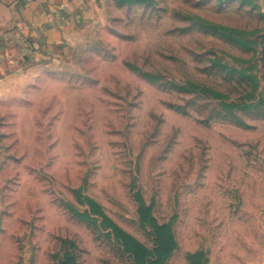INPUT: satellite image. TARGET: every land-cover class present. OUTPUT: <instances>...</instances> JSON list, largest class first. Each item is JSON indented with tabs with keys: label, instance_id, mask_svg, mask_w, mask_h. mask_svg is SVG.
<instances>
[{
	"label": "rangeland",
	"instance_id": "374dc122",
	"mask_svg": "<svg viewBox=\"0 0 264 264\" xmlns=\"http://www.w3.org/2000/svg\"><path fill=\"white\" fill-rule=\"evenodd\" d=\"M0 70V264H264V0H73Z\"/></svg>",
	"mask_w": 264,
	"mask_h": 264
},
{
	"label": "crops",
	"instance_id": "0c3cea01",
	"mask_svg": "<svg viewBox=\"0 0 264 264\" xmlns=\"http://www.w3.org/2000/svg\"><path fill=\"white\" fill-rule=\"evenodd\" d=\"M73 0H0V70L23 58L25 43L60 5Z\"/></svg>",
	"mask_w": 264,
	"mask_h": 264
}]
</instances>
